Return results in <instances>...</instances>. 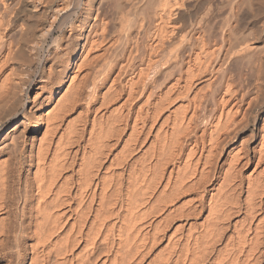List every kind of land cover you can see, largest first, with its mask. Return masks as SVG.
I'll return each mask as SVG.
<instances>
[{
	"label": "bare ground",
	"instance_id": "6f19581e",
	"mask_svg": "<svg viewBox=\"0 0 264 264\" xmlns=\"http://www.w3.org/2000/svg\"><path fill=\"white\" fill-rule=\"evenodd\" d=\"M263 261L264 0H0V264Z\"/></svg>",
	"mask_w": 264,
	"mask_h": 264
},
{
	"label": "rangeland",
	"instance_id": "374dc122",
	"mask_svg": "<svg viewBox=\"0 0 264 264\" xmlns=\"http://www.w3.org/2000/svg\"><path fill=\"white\" fill-rule=\"evenodd\" d=\"M202 5V4H201ZM201 5H199V7L197 8L198 10L196 11V9H195V14H197L198 12H201L202 13V6ZM199 8L201 9V10H199ZM244 136V135H243ZM247 136V135H246ZM245 137V136H244ZM244 137H242V138H244ZM264 263V261L261 263V264H263Z\"/></svg>",
	"mask_w": 264,
	"mask_h": 264
}]
</instances>
